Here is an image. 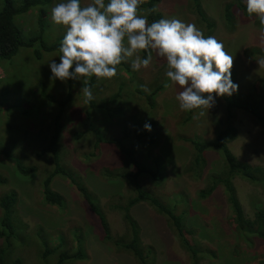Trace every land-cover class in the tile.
Instances as JSON below:
<instances>
[{"label": "rangeland", "instance_id": "obj_1", "mask_svg": "<svg viewBox=\"0 0 264 264\" xmlns=\"http://www.w3.org/2000/svg\"><path fill=\"white\" fill-rule=\"evenodd\" d=\"M12 1L20 3V0ZM39 1L28 13L14 19L22 37H31L25 36L23 30L35 28L36 17L41 14L42 40L49 45L62 43L66 29L51 20V9L63 1ZM241 1L246 5L244 0ZM4 2L5 0H0V10ZM91 2L92 0H80L82 7ZM108 2L110 0H105L106 4ZM229 2L236 0H158L154 3L145 0L139 6L138 14L147 19L151 13L158 15L159 19H180L185 23L195 24L205 36H215L223 43L224 50L234 57L231 79L239 88L232 95L239 102L256 103L260 100V81L264 80V66H260L257 61L264 57L255 51L264 50V42L260 39L262 26L256 24L253 17L244 16L243 11L236 6L232 8L235 19L232 22L225 21L224 8ZM153 8L157 11H150ZM198 8L202 9L205 21H200ZM39 32L40 27L32 34ZM246 49H254V56L247 55ZM35 50L41 52L40 56L35 55ZM59 55L58 50L44 51L38 41L31 47L20 48L10 60L0 62V177L3 179L0 182V198L11 192L17 195L13 223L15 229L21 232L20 235L24 236V241L14 246L12 258L19 257L25 264H41L38 256L41 249L40 236L46 238L50 245H55L56 235L60 233L64 236L63 248L66 247L69 252L76 251L80 238L86 255L83 259L66 264H139L133 255L104 240L99 219L90 214L77 187L69 179L58 175L52 183V188L61 193L66 201L64 210L56 205L45 204L42 199L40 188L45 177L42 169L50 162L47 158L36 157L33 147L39 145L40 139V143L45 141L43 137L51 133L50 116L57 109L54 104L49 105L46 98L41 95L37 97L36 94L40 90L57 99L64 98L59 88V85H65L64 82L57 80L54 81L55 84L48 83L49 80L53 81L48 63L51 60L59 63ZM166 71V59L158 57L155 52L148 68L134 71L130 62L118 65L117 74H133L135 82L144 90L146 86L151 91L162 83L169 86L163 87L156 95L154 108H150L145 100H136L133 101L135 103L122 105L123 116L118 111L106 109L103 120L102 112H94L97 122H94L95 127L108 138L120 137V120L130 125L132 130L136 122L134 116L143 115L144 121L138 122L143 123L140 129L145 130L144 125L151 119L153 127L147 135L133 142V136H130V141L126 140L128 146L141 142L136 147V159L142 165L147 164L148 170L158 173L155 179L142 173L138 181L176 214H184L185 236L199 250L198 264H255L264 260V241H255L254 245L248 246L235 233L222 187H216L205 198L200 196V192L209 185V174L223 168L219 153L206 150L203 156L205 164L200 169L195 168L197 175L191 170L194 152L188 138L212 139L218 129L226 125L227 112L223 100L215 97L216 102L209 110H181L176 96L182 89L167 78ZM118 80L120 79H105L103 95H109L112 89L115 90ZM72 81L77 85L73 92L78 96L72 100L65 113L67 121L63 124L60 139L63 161L65 165L72 167L99 200L111 235L128 240L129 227L123 219L122 211L113 205L125 204L132 195L133 184L128 177L123 176L128 172L135 173L137 168L132 163L124 162L123 156L113 145L99 144L95 148L96 139L91 134L93 131L88 130V125H82L85 122L84 111L87 109L85 97L80 91L83 81ZM201 111L205 114L200 115ZM220 121H223V124L220 123L221 127L218 124ZM230 123L237 131L236 138L229 143L232 153L238 160L264 170V128L240 109L233 110ZM77 130H85L84 136L74 140L70 134ZM24 132H27L26 135ZM150 135L154 138L151 145L147 143ZM4 150L10 154L7 155ZM146 154L157 155L160 159L151 156L147 158ZM22 156H27L22 160L23 164L37 167L38 171L33 176L23 177L15 171V158ZM105 170H111L115 175L106 176ZM234 184L246 215L252 217L256 207H264L263 185L239 178L234 180ZM180 196L185 202H182ZM131 213L140 227L145 251H151V264H192V259L180 246L167 217L159 214L146 202L135 205ZM1 214L0 206V216ZM49 264H55V260L51 258Z\"/></svg>", "mask_w": 264, "mask_h": 264}, {"label": "trees", "instance_id": "obj_2", "mask_svg": "<svg viewBox=\"0 0 264 264\" xmlns=\"http://www.w3.org/2000/svg\"><path fill=\"white\" fill-rule=\"evenodd\" d=\"M62 1L65 2V0ZM156 1L158 0H150V3H154ZM39 3V0H20V3L16 4L12 0H5L4 5L0 10V62L4 60H10L18 53L20 48L31 47L38 41L41 43V48L44 51H59V46L61 45L60 42L49 45L42 40L43 19L41 14H38V17H36L37 26L35 28L33 27L28 30H23L25 36H31L29 38L22 37L21 31L14 22V19L17 16L28 13ZM233 6L239 8L240 11L242 10L244 16L246 15L248 17H253L254 22L260 25L258 18L254 14L249 16L247 13V7L242 3L241 0H236V2H229L225 4V21L232 22L233 18L235 19V16H233L234 14L232 12ZM197 10L200 21H205V16L202 12V9L200 10L198 8ZM152 20L158 21L159 16H154L151 13L148 19L149 23L150 21L152 22ZM38 27H40V32L37 34H32ZM254 49H246L245 53L247 55L254 56ZM255 51L259 53L258 55L264 57V50L258 49ZM40 53L41 52L39 50H35L36 56H40ZM146 56L147 53H142V58H146ZM72 70L74 71V67ZM127 78L128 81L126 80ZM113 79L120 80H118L115 90L112 89L111 93L105 96L103 95L106 88V86L104 87L105 79H97L95 76L89 78V86L92 90L93 99L86 103L87 109L84 111L85 122L82 123V125H88V130L93 131L91 134H93L96 139L95 148H98L99 144H106L108 146L113 145L115 150H117L123 156L124 162L132 163V165L137 168L135 173L128 172L125 174V176H123L128 177V179H130L133 184L132 195L127 198L125 204H117L115 206L113 205L114 208L122 211L123 219L129 227V239L125 240L122 236L113 237V235H111L106 214L104 213L99 200L96 198L93 191H90L89 188L85 186L79 175L74 172L72 167L65 165L63 161L62 143L60 142V139L64 128L63 124L67 121L65 113H67V109L70 108L72 100L78 96L73 92V88L77 87V85L72 81V79L64 82L65 85H59L61 90L60 94H63L64 98L57 99L52 95L50 96L49 94L42 93L40 90H38L36 94L37 97L41 95L43 98H46L48 100V104H54L57 109L55 113L51 112V114H53L50 116L52 120V126L49 128L51 133L43 137L45 141L40 143V139L38 141L39 145L33 147V152L36 157L44 158L45 160L47 158L48 161L52 163V165L47 163L49 165H45V167L42 169L45 175L40 188L42 199L45 204L51 206L56 205L61 210H64L66 208V201L61 193L55 191L52 188V183L54 178L58 175L69 179L71 183L77 187L83 201L86 203L85 205L90 210V214L96 216L99 219L103 228L102 230L104 233V240L116 245V247L120 250H123V252L133 255L139 264H151L153 262V258L150 256L151 251H145L140 237V227L131 213V209L135 205L146 202L150 204L159 214L167 217L169 225L173 228L180 246L188 253L190 259H192V264H198V258H200L199 250L198 248H195L185 236L184 214H176L170 206L164 204L157 196H155L150 190L146 189L138 181V177L142 173H147L154 179L158 177L157 172L148 170L146 167L147 164L142 165L136 159V147H138L141 142L137 141L136 143L134 142L135 145L128 146L126 141L131 140L130 136L135 137L132 142L140 140L141 137L149 133L146 128L145 130L140 129V125L143 123H139L138 120L144 121V116H134L136 122L134 123L135 125H133L132 130L130 125L128 126L124 121L120 120L122 127V136L120 137L116 136L108 138L104 136V134H102L94 125V122H96L94 119V112L96 113L97 111L102 112V119L106 116V112L104 111L106 109L110 110L111 112L118 111V114L120 113L119 115L123 116L124 108H122V105L129 104V102L131 103L136 100H145L150 108H154L156 105V95L163 89V87H165V84H159L153 87L151 91H145L138 85L137 82H135L133 74H117L115 77H113ZM57 80L59 79H53V81L49 80L48 83L50 82L55 84ZM260 86V100H258L256 103L248 101L239 102L233 95L220 97L223 100L226 108L227 122L225 121L226 125H224L221 129L219 128L212 139L203 140L199 139L198 137L188 138V141L192 144L194 152L191 170H193L196 175L197 173L195 172V168L197 167V169H200L201 166L205 164L203 156L206 150L217 151L219 153V156L224 164L223 168L219 172L209 174L207 178L209 185L200 192V196L205 198L213 190H215L216 187H222L228 208L231 212V217L233 219L232 225L235 233H237L240 240H242L248 246L254 245L255 241H264V207H256L252 217L246 215L241 206L234 180L239 178L240 180L259 183L264 186V170L257 166H252L247 162L238 160L232 153L229 148V143L236 138L237 131L235 127L231 125L230 120L232 118L233 110L240 109L244 113L252 116L253 119L264 128V80L260 81ZM119 119H121V117ZM147 123L151 125L152 129L153 122L151 119ZM220 123L223 124V121L218 123L219 127H221ZM84 131L85 130H77L72 134H69L72 139L78 140L84 136ZM26 133L27 132H24V135H26ZM153 142L154 138L152 135H150L147 143L151 145ZM4 152L7 155L10 154L9 152L7 153L6 150H4ZM150 156L154 159H160V157L157 155L146 154L147 158ZM26 157L27 156L15 158V171L23 177H30L33 176V174L38 170L34 165L23 164L22 160ZM50 165L51 167L49 168ZM105 171L106 176L112 177L115 175V173L113 174L111 170ZM0 182H3L1 177ZM181 199L182 202H185V199L182 197ZM16 202L17 195L14 192L5 194L0 198V206L2 208V214L0 216V264H25L23 262L24 260L19 257L12 258L14 246H18L19 243L24 241V236L20 235L21 232L15 229L13 223V213ZM38 234H40V232H38ZM39 239L41 249L38 256L41 260V264H49V260L51 258L55 260V264H66L77 259H83L86 256L81 247L82 241L80 238L78 239L79 246L74 252H69L66 247L63 248L65 241L64 236L60 233L56 235L57 244L55 245H50L48 240L46 238H42L41 236ZM255 264H264V260L257 261Z\"/></svg>", "mask_w": 264, "mask_h": 264}, {"label": "clouds", "instance_id": "obj_3", "mask_svg": "<svg viewBox=\"0 0 264 264\" xmlns=\"http://www.w3.org/2000/svg\"><path fill=\"white\" fill-rule=\"evenodd\" d=\"M144 2L110 0L106 4L105 0H92L84 7L80 0L57 3L51 9V20L63 26L66 34L59 48V63H48L51 78L62 82L82 80L80 91L87 103L93 99L89 78L111 79L122 62H130L134 71L148 68L155 52L166 59L167 78L182 89L176 99L183 111L209 110L215 97L238 91L239 85L231 79L234 57L224 50L222 42L180 19L162 18L149 23L146 16L138 14ZM244 2L249 16L258 18L262 26L260 39L264 42V0ZM141 53H147L146 58ZM257 61L264 66V59ZM144 127L151 131L150 124Z\"/></svg>", "mask_w": 264, "mask_h": 264}]
</instances>
